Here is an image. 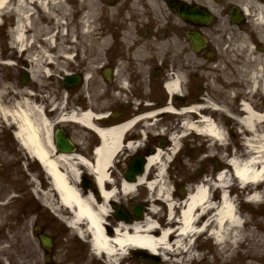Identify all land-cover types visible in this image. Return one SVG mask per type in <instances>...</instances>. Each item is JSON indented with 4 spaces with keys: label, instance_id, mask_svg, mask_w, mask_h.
<instances>
[{
    "label": "bare ground",
    "instance_id": "bare-ground-1",
    "mask_svg": "<svg viewBox=\"0 0 264 264\" xmlns=\"http://www.w3.org/2000/svg\"><path fill=\"white\" fill-rule=\"evenodd\" d=\"M63 1L68 2V0H0V27L5 24V17H8L6 15L12 14L15 16L17 24L12 31V43L15 46L19 44L18 48L20 49L24 47L27 49L29 39H33L31 43H36L38 46H34L38 49L40 45L38 40L36 42L37 36L32 35L27 40L28 25L30 22L32 24L34 22L32 14L39 6L47 13L46 16L51 21L58 19L57 23L60 25V13L56 8L60 7ZM237 1L241 2V7L250 13L251 20L247 26L251 24L252 29L248 31L243 27L244 33H237L234 28L233 30L226 28L229 21L223 12V7L217 3V0H203V3L211 11V14L209 13L211 19L210 17H197L201 21L203 20L201 22L192 18V21L198 23L194 25L200 26L199 29L195 27L202 35L198 38L199 40L189 39L188 34L183 39H176L180 48L185 50L188 56L183 64L185 69H175L174 73L169 72V79L166 84L164 83V88L168 93H184L186 86L190 83L189 76L196 69V60L202 62L201 58H205V53L210 51L208 59L212 64L208 67L213 71L216 83H222L215 89L217 95L203 97L201 102L197 100L198 96L194 95L191 100L197 101L180 111L172 105V101L166 105L168 108L164 109V112L171 115L179 112V116L177 114L174 116L178 121H181V130L172 133L173 152L179 148L180 138L189 134V131L195 132L199 137L209 138L210 140H207L208 148L213 152L215 146L219 144L224 146L229 140L226 125L224 120L222 121V112L225 114L235 110L234 104H239V98L234 91L238 90L239 94L243 93L245 97L240 103L242 111L235 118H238L247 134V137L243 139L248 148L244 152L237 150L230 158L229 163L232 168L229 169L232 170V174L228 170H220L217 180L195 186L181 203L174 198L172 187L168 186L166 181L165 171L169 166L172 154L168 156L162 147L158 148L157 152L149 154L145 162L141 163L143 171L137 175V179L135 173L127 174L128 171L126 174L122 173L120 177H115L112 172L113 168L121 165L122 161H128V159H121L118 155L122 148L124 150L122 152L125 154V149L135 151L144 145V142L136 144L133 141L126 144L125 133H130L140 123L139 121H147L154 115L142 116V119H133L127 121L126 124L124 122L123 124L101 127L98 122L103 121L102 112L94 114L90 109L81 110L82 107L79 109V105L74 108L72 103L69 107L68 100L63 95L61 101L56 102V107L60 112L57 115L59 118L56 119V117L53 120L47 118L48 112L44 114L46 113L44 112V110L46 111L45 104L31 102L29 91L21 89L18 93L25 95V98L21 100L12 98L6 104L2 95L4 89L0 90V118L6 123L12 122L17 125L15 136L22 147L23 155L27 154L29 158L39 160L51 182L53 193L44 192L40 185H35L33 192L42 195L38 199L42 200L44 205L54 212L58 219H61L76 236L84 239L77 242V245L81 247L82 244L89 243L91 251L103 262L116 264L121 259H126L125 256L128 252L131 254L133 250L140 248L149 250L152 254L162 253L167 260L168 251L181 254L183 251L190 250L193 239L203 233L216 239L215 246H219L217 252L223 260V264L235 262L233 250L241 246L245 237L244 230H247L248 227L245 226L244 215L235 200L236 197H233L229 192L230 183L234 181L232 180L233 176L235 179L241 180L242 183H247L246 188H250L251 192L250 196H247L249 201L258 205L264 197L259 192L260 187H264V103L261 102L262 98L264 99V47H262L264 45V0ZM216 18L217 22H215ZM63 28L66 30V26ZM83 28L88 31L83 24L80 29L81 35H83ZM3 29L0 28V32ZM40 30L45 31V28L42 27ZM193 30L191 29V32ZM51 33L45 32L43 35L47 37L45 40L49 45L55 41V36L50 35ZM67 34L70 37L74 36L70 32ZM2 35L3 32L0 33V40L4 41L5 38ZM230 35L232 39L229 37ZM167 41L163 40L162 42L166 44ZM41 48L44 51L41 57L36 53L31 56L34 78L37 77V69L41 67L43 72L49 75L51 73L50 64L56 61L49 49L42 46ZM47 48H49L48 45ZM43 51L40 49V54ZM214 52H217V57L214 56ZM73 53V51L67 52L66 57H71ZM43 57L45 62H43ZM0 61L2 60L0 59ZM7 63L13 64V61L9 60ZM239 63H243V65L238 66ZM201 69L203 66L198 68V70ZM218 70L220 71L218 72ZM72 75L74 73L66 74L69 76L68 84H72L74 81ZM5 88L7 89V86ZM188 93L191 91L189 90ZM217 96H220L222 102L217 100ZM62 122L82 124L91 129L93 134L99 138L100 142L93 152V159L87 157L88 155L78 153L70 138L61 136L59 131L56 134L53 133L54 127ZM143 128L142 134L144 135L151 128V124L146 122ZM87 152L91 153L90 148L87 149ZM138 163L137 160H133L127 167L129 169L137 167ZM85 171L95 178L99 194L95 197L89 190L79 188L80 182H83L82 175ZM32 180L37 182V179ZM144 186L147 190L145 201L149 205V212L145 214V217L131 223L124 217H120L116 222V228L108 227L106 223L113 214L111 213L113 206L115 204L119 206L130 204L129 201H126L128 200L127 196H133L137 190ZM217 187L220 189V201L213 202L211 193ZM165 206L169 225L163 228L162 233H158L157 228L160 227L161 222L151 218V214H159L157 212ZM141 212L142 209L139 214ZM28 214L25 212V217ZM22 223L24 226H32V232L36 234L34 231L36 224L29 220ZM38 227L47 228L46 224H39ZM54 227L56 228L55 225ZM34 238L39 241L42 239L41 249L44 247L43 242L50 248L53 246L49 232H45L44 235L39 234ZM249 238L251 247L248 251L252 254L253 241L255 240L253 229L250 230ZM229 247L233 249L234 255L227 257L224 252ZM34 249L33 245L31 253L34 252ZM249 253L244 255L248 254L249 257L251 255ZM73 254L77 257L75 251L69 254V257ZM188 258H190L189 254ZM177 262L180 263V260Z\"/></svg>",
    "mask_w": 264,
    "mask_h": 264
},
{
    "label": "rangeland",
    "instance_id": "rangeland-1",
    "mask_svg": "<svg viewBox=\"0 0 264 264\" xmlns=\"http://www.w3.org/2000/svg\"><path fill=\"white\" fill-rule=\"evenodd\" d=\"M69 4L71 6H77L83 9L82 5L84 2H86L88 5L92 4L91 2L93 0H69ZM84 11L86 12L87 6L84 5ZM37 10H35L34 18L36 21L33 22V24H30L29 32H31V35L35 34L37 38H40V35H45V32H52L50 35L55 36V41L52 45H49L45 40H40L39 38V49L43 51L42 47H46L48 44L50 52L55 56L56 61L53 64H50L51 69V75H47L43 72L42 67L38 68L37 70V77L34 78V76L31 78L29 82L24 83L22 81V75L21 73L18 74V66H10L7 65L2 61H0V90L4 89V93L2 94L4 99V103L8 104L9 98L16 97L15 95L19 96L20 94L17 93L19 89H24L27 91L34 92L33 100L31 98V102L37 103V104H46L47 111L49 112V117L56 118L58 113L54 110L51 111L50 109L53 108L52 105L55 104V102H60L62 96V93H64V87L63 86V78H61V72L66 69L69 71H85L83 75L85 74L88 76L91 75V72L88 70H92V63H90V66L86 65V61L90 59L89 55H92L94 51L91 49V44L82 42L80 40L77 41V38H81L80 35H77L79 33V20L78 16H72V13L66 14L64 19L66 23L64 24L67 28L64 30L63 23H58L56 21L49 22L47 19V16H44L43 11L39 8V6L36 7ZM58 12H60V7L57 8ZM78 14V13H77ZM8 17H5L6 20H8V24H4L3 27H0L3 29L0 33L3 32V37L5 38L4 41L0 40V53L3 51L2 47L6 44L7 48H4L5 52L12 53L14 52L11 48H9L8 41H10L12 37V25H14V16L6 15ZM42 19V21H41ZM63 19V20H64ZM48 23H45V21ZM78 22V23H77ZM10 23V24H9ZM63 25V26H62ZM45 26V31L40 30L42 27ZM67 30L70 32V34L74 35L73 37L68 36ZM5 35V36H4ZM50 37V36H49ZM90 36H85L84 39H88ZM76 38V41H75ZM80 41V42H79ZM37 42V41H36ZM78 42V43H75ZM84 43V47H81V44ZM113 43V42H112ZM114 45V43H113ZM38 45L36 44V47ZM76 46V47H75ZM73 47L76 48L79 52H81V57L76 60L75 62H72V64H68V60L65 59V56H67V52L71 53L69 51L70 49L73 50ZM30 48V47H29ZM45 50V49H44ZM16 53V52H14ZM210 51H207L204 55L205 58H201L203 61L198 62L196 60L195 66L196 69L194 72L191 73L189 76V86L192 96H216L217 93L215 89L218 86H221L218 82L216 83L215 76L213 75V71L209 69L208 66H211L212 62H209L208 54ZM43 55V52H41L40 56ZM214 56H218L217 52H214ZM6 56L2 54L1 59H5ZM181 59H184V53H180L179 56H177ZM43 62H45L43 57ZM215 62V61H214ZM193 64V63H192ZM200 66H203V69L198 70ZM88 69V70H87ZM151 67L147 68V72H151ZM138 70V69H137ZM220 70H218L219 72ZM71 72V73H72ZM17 74V76H16ZM219 74V73H218ZM93 79V77H92ZM89 88L91 89V79L88 81ZM12 88H10V86ZM7 86V89L5 88ZM22 87V88H21ZM72 88V87H71ZM70 89V88H66ZM139 88H134L132 92H128L127 94H121L117 98H121V103L123 104L121 106L125 107L126 109L131 103L130 97L134 94L136 96L139 95ZM49 91V92H48ZM50 95H49V94ZM155 91L147 93L148 99H153ZM31 94V93H30ZM237 98L239 97V94H236ZM31 97V95H29ZM20 98V97H19ZM139 98V97H138ZM162 99L163 96H162ZM20 100V99H19ZM217 100L222 101L220 96H217ZM48 102V103H47ZM196 102V101H195ZM50 103V104H49ZM71 101L69 102V107L71 106ZM56 105V104H55ZM235 107H237L238 111H240L239 104H234ZM97 107H101L100 105H97ZM241 108V107H240ZM58 110V109H57ZM126 111V110H125ZM123 112V111H122ZM124 113V112H123ZM128 113V111L126 112ZM125 113V116L122 119H125L128 117V114ZM168 120H172V118H167ZM167 119L165 117V124L163 127H167V124L169 126H176V123L178 120L176 117L174 118V121L167 122ZM72 124V125H71ZM16 127L17 125L15 123H6V121L2 120L0 118V264H44L45 258L43 257L44 252L41 251L40 248V241L35 240V236L38 237L40 232H36V234H33L32 228L29 229L23 225V214L24 212H28L29 215H33V222H40L41 224H46L47 228L40 230L41 232H50V234L55 237V241L60 246L59 252H64V256H67L68 259L65 261H62V264H72L73 260H75L78 263L82 264H104L103 262H98L100 259H96L93 256H89V253L86 249V246L82 244V247L78 246L76 244V240L79 241V238L76 236V234L73 233L71 235L70 230L64 222L61 219H58V217L50 212L47 207L44 205L43 201L38 199L39 197H42L40 194H36L33 192V189L35 188V185H40V188L45 192H52L51 184L48 182L46 178V173L43 171L40 163L35 159L29 158L27 154H24L25 157H23V161L17 160L19 155H23L22 147L18 140L16 139L15 133H16ZM64 129L68 131V133L73 132L76 129V133L79 136H75V138L79 139L83 137H88L89 134L87 131H83L82 127L74 126L73 123H66L64 126ZM78 128V129H77ZM166 130L167 129H163ZM238 135V134H237ZM243 137H247L244 136ZM240 136L234 137L233 135L230 136L229 141L232 143V145H235L237 142L240 143V140L238 142V139ZM96 138L91 142L89 148H93L94 145L97 144ZM206 137H196L195 135L189 136L188 139H185L183 142L184 148L182 149L181 153L178 154V156L175 158V160L172 163V167L168 169V177H167V184L170 187H174L177 189V191L174 192V197H180L181 198L188 194V192H191L197 184L202 181L203 177L205 176V173L208 175L211 174L212 171H218L223 168L225 165L223 160L220 157H210L206 158L204 156V146L202 144L206 143ZM159 139L154 141V144H157ZM209 141V140H208ZM83 142V141H82ZM214 143V141L212 142ZM244 141L242 139V148L241 151L244 152ZM206 148V147H205ZM216 147L213 149V153H215ZM217 150V149H216ZM218 151V150H217ZM208 152V150H207ZM27 157V158H26ZM26 160V161H25ZM28 161V163H26ZM222 165V167H221ZM121 171V170H120ZM87 175V174H86ZM32 179H37V182H35ZM85 179H88L92 182L94 188V181L90 175H87ZM79 188H82L81 186ZM84 190V189H83ZM186 190L187 194L182 193ZM146 192L147 190L143 188L142 190H139L137 192V195H135V198L130 200L131 201H139L143 205L145 204L144 200H146ZM53 195V194H52ZM90 195V194H89ZM213 200H217V197L219 196L218 192L215 191L213 193ZM144 198V200H143ZM237 199V198H236ZM140 200H143L140 201ZM239 202V198L237 199ZM130 204H125L124 206H130ZM147 207V205H145ZM252 212L253 215H249L246 213L244 215V218L248 220V228L247 230H244V238L241 243V246L233 250L235 253V262L233 264H264V197L262 200H260V203L252 204ZM244 207V206H243ZM248 211L249 208H246ZM148 212V209H147ZM63 213H65L63 211ZM67 215V214H66ZM115 215L112 216L113 220ZM29 221L31 220L30 217ZM56 226V228L54 227ZM254 230L255 240L253 241L254 249L251 254L249 253L250 245V230ZM53 230V231H52ZM80 242V241H79ZM33 245L35 246L34 252L31 253L33 250ZM13 249V250H11ZM198 251L196 254L198 255L197 259L194 258L193 260H188L187 258H179L182 260V263L180 264H223V260L221 259L220 255L218 254V250L216 247H213L212 239L208 237L207 234H204L202 236L197 237L192 244V250ZM228 249V248H227ZM73 251L76 252V255H72L69 257V254H71ZM209 252V254L206 255L205 259H201L205 252ZM233 251L227 250L224 252V254L228 256L234 255ZM140 252V251H139ZM207 252V253H208ZM245 253H249L244 255ZM134 254V253H133ZM53 256V255H52ZM137 258H132L130 260L129 264H158V260H148L144 258L142 255L136 256ZM207 257H209L207 259ZM61 258H63V253L61 254ZM61 258L56 255L54 258V261L56 264H59L61 261ZM178 258V257H176ZM53 260V257H52ZM212 260H215V262ZM162 261V260H161ZM160 261V264H178L173 257H169V260L167 262ZM231 262V261H230Z\"/></svg>",
    "mask_w": 264,
    "mask_h": 264
},
{
    "label": "flooded vegetation",
    "instance_id": "flooded-vegetation-1",
    "mask_svg": "<svg viewBox=\"0 0 264 264\" xmlns=\"http://www.w3.org/2000/svg\"><path fill=\"white\" fill-rule=\"evenodd\" d=\"M91 3L84 2L83 9L80 6L78 14L72 16H78L79 25L86 23L93 31L94 80L97 72L109 76L105 87L111 92H122L125 88L139 87L143 76H158L159 80L152 84L158 95H153L151 101H144L147 96L144 100H132L126 114L132 116L163 105L164 83L179 62L176 39H183L196 27L190 18L194 15L192 10H208L203 0H93ZM84 5L88 8L86 12ZM223 8L229 17L232 5ZM242 9H239L243 17L239 25L244 33L243 27L248 31L251 27L247 26L250 18L246 19L247 14ZM163 40L168 41L165 44ZM148 67L151 72H147Z\"/></svg>",
    "mask_w": 264,
    "mask_h": 264
}]
</instances>
